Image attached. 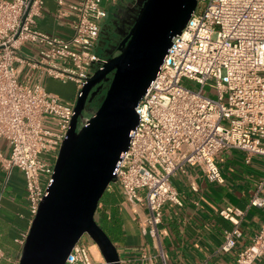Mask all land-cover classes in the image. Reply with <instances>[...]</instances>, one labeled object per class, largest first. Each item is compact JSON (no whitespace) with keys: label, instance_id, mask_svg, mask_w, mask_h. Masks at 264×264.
Here are the masks:
<instances>
[{"label":"built area","instance_id":"2783aa9c","mask_svg":"<svg viewBox=\"0 0 264 264\" xmlns=\"http://www.w3.org/2000/svg\"><path fill=\"white\" fill-rule=\"evenodd\" d=\"M54 1L59 17L73 15L68 37L34 27L43 0H0V139L9 143L7 155L0 151V167L7 175L14 168L23 172L32 219L50 182L78 93L109 59L97 51L100 22L106 15L102 0ZM116 2L108 0L111 5ZM24 43L40 45L36 58L25 61L18 56ZM21 62L42 66L55 79L72 80L75 100L64 102L40 84L19 81ZM184 79L199 87L183 85ZM206 88L214 90L213 96L203 93ZM134 109L138 123L116 163L113 183L126 202L144 205L142 232L151 237L166 264L159 233L162 207L182 205L171 177L194 165L220 183L215 154L235 149L246 160L264 157V0H197ZM249 204L264 207V197L254 194ZM218 214L232 224L219 246L228 252L242 235L244 212L225 206ZM81 237L64 264H95ZM141 257L149 256L143 252ZM257 259H264V220L233 264H254Z\"/></svg>","mask_w":264,"mask_h":264},{"label":"crops","instance_id":"0c3cea01","mask_svg":"<svg viewBox=\"0 0 264 264\" xmlns=\"http://www.w3.org/2000/svg\"><path fill=\"white\" fill-rule=\"evenodd\" d=\"M43 1L34 27L50 35L70 36L73 15L59 17L55 1ZM141 1L122 0L121 7L116 10L107 0L100 32L115 18L117 11L121 13L120 34L125 33ZM39 49L38 44L24 43L18 56L28 61L38 56ZM16 75L19 81L40 84L64 102H72L75 98L76 86L72 80L55 79L42 66L17 63ZM0 151L4 155L9 153L7 140L0 139ZM215 159L223 182L210 181L201 168L194 165H186L184 171L171 177L182 205L165 203L162 207L159 233L166 264H233L236 254L248 246L264 220V207L249 204L254 194L264 197V157L252 156L246 160L243 152L228 149L215 154ZM104 193L96 212L99 224L116 247L120 264H162L151 237L141 229L147 216L144 205L126 202L116 183L110 184ZM225 206L237 207L244 212L239 225L242 235L228 252L219 249L225 233L232 228V224L218 214ZM31 221L23 172L14 168L7 175L0 167V264L17 263ZM92 247L93 243L89 249ZM92 250L103 260L98 247ZM143 252L149 257L142 258ZM254 264H264V259H257Z\"/></svg>","mask_w":264,"mask_h":264},{"label":"water","instance_id":"95a60500","mask_svg":"<svg viewBox=\"0 0 264 264\" xmlns=\"http://www.w3.org/2000/svg\"><path fill=\"white\" fill-rule=\"evenodd\" d=\"M196 2L142 0L118 45V54L97 68L83 85L16 264H64L84 233L96 244L105 264H120L116 247L95 221L94 213L108 185L115 182L116 163L138 123L134 108ZM103 82L106 88L98 108L81 116L87 96L91 99Z\"/></svg>","mask_w":264,"mask_h":264},{"label":"flooded vegetation","instance_id":"af4514ba","mask_svg":"<svg viewBox=\"0 0 264 264\" xmlns=\"http://www.w3.org/2000/svg\"><path fill=\"white\" fill-rule=\"evenodd\" d=\"M121 5H122V0H117L116 4L113 5V7L114 9L117 10V8L121 7ZM120 14L121 13H118L116 11L115 18H113L107 25L106 29L103 32H100L99 34V40H98L99 47H97V51L104 58H111L118 54V45L130 28L129 27L125 33L120 34L119 31V26H120L119 19L121 17ZM105 88H106V83L103 82L102 87L97 91V93L91 99H90V95H88L85 101L84 108L88 107L89 109L93 106L94 103L99 102L102 94L105 91ZM93 90H95V87L92 88L91 92Z\"/></svg>","mask_w":264,"mask_h":264},{"label":"rangeland","instance_id":"374dc122","mask_svg":"<svg viewBox=\"0 0 264 264\" xmlns=\"http://www.w3.org/2000/svg\"><path fill=\"white\" fill-rule=\"evenodd\" d=\"M102 2H103V4L105 5V4L107 3V0H102ZM97 47H99V45H98ZM182 84L185 85V86H187V87H189V88H191V89H196V88L199 87L198 85H195V84H193L192 82H190V81H188V80H185V79L182 80ZM72 89H73V91H75L73 86H72ZM203 93H207V94L213 96V94H214V90H213V89L210 90L209 88H206V89L203 90ZM75 94H76V91H75ZM102 95H103V94H102ZM101 97H102V96H101ZM100 99H101V98H100ZM74 100H75V98H74L72 101H74ZM69 102H71V100H70ZM99 103H100V101L94 103L93 106H92L91 108H89V109H88V107H85L84 110L82 111L81 116H88V115L93 114V112L98 108ZM104 194H105V193H104ZM104 194L102 195V197L104 196ZM102 197H101L100 199H102ZM95 212H96V211H95ZM94 219H95V221L97 222V224L102 228V225L99 224V220H98V219H99V215H98L97 212L94 213ZM102 229H103V228H102ZM103 230H104V229H103ZM104 231H105V230H104ZM105 233H106V232H105ZM108 237H109V236H108ZM109 238H110V237H109ZM81 241H83L84 243L88 244L89 246L93 243V240H92L87 234H83V235H82V237H81ZM93 248L96 249V246H93L92 249H93ZM92 249L90 250V252H91L92 258L94 259V263H95V264H105L104 261L101 260V259L95 254V252H94ZM101 256H102V255H101Z\"/></svg>","mask_w":264,"mask_h":264},{"label":"bare ground","instance_id":"6f19581e","mask_svg":"<svg viewBox=\"0 0 264 264\" xmlns=\"http://www.w3.org/2000/svg\"><path fill=\"white\" fill-rule=\"evenodd\" d=\"M93 246H95V245H93Z\"/></svg>","mask_w":264,"mask_h":264}]
</instances>
